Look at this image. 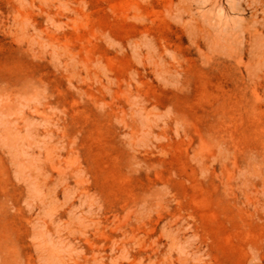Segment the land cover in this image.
I'll use <instances>...</instances> for the list:
<instances>
[{
  "label": "rangeland",
  "instance_id": "1",
  "mask_svg": "<svg viewBox=\"0 0 264 264\" xmlns=\"http://www.w3.org/2000/svg\"><path fill=\"white\" fill-rule=\"evenodd\" d=\"M0 264H264V0H0Z\"/></svg>",
  "mask_w": 264,
  "mask_h": 264
}]
</instances>
